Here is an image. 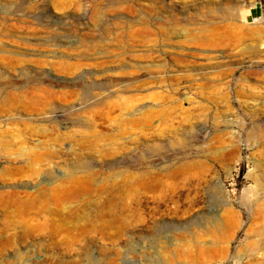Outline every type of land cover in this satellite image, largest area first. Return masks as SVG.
Returning a JSON list of instances; mask_svg holds the SVG:
<instances>
[{
    "label": "rangeland",
    "instance_id": "obj_1",
    "mask_svg": "<svg viewBox=\"0 0 264 264\" xmlns=\"http://www.w3.org/2000/svg\"><path fill=\"white\" fill-rule=\"evenodd\" d=\"M0 264H264V0H0Z\"/></svg>",
    "mask_w": 264,
    "mask_h": 264
}]
</instances>
